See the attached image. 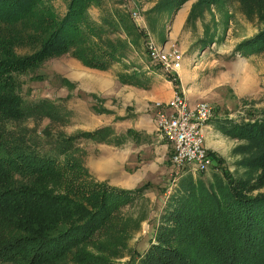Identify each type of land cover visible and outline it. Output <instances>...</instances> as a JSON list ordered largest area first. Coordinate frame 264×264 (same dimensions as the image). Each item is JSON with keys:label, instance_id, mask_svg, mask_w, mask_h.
I'll use <instances>...</instances> for the list:
<instances>
[{"label": "trees", "instance_id": "1", "mask_svg": "<svg viewBox=\"0 0 264 264\" xmlns=\"http://www.w3.org/2000/svg\"><path fill=\"white\" fill-rule=\"evenodd\" d=\"M46 1L0 0V264L88 262L90 256L80 259L76 249L148 186L123 190L95 183L80 143L109 142L110 130L67 135L52 124L62 120L55 102L22 98L19 78L36 74L51 59L69 55L87 68L105 71L124 49L115 44L103 48L89 39L96 27L84 20L95 0H67L63 15ZM186 1L179 0L178 6ZM254 1L241 0L247 13ZM116 18L112 27L127 28L128 18ZM82 22L85 30L79 27ZM241 49L264 50V30L243 41ZM142 77H121L120 83L143 88ZM29 120L32 127L24 128ZM45 120L50 123L41 128ZM218 129L251 140L257 155L244 165L258 184L264 182V122L228 121ZM216 177L208 184L194 182L191 174L182 178L168 204L175 205L166 208L163 219L177 222V242L183 246L172 248L157 235L140 264H264V195L251 196L258 185L244 178Z\"/></svg>", "mask_w": 264, "mask_h": 264}, {"label": "rangeland", "instance_id": "2", "mask_svg": "<svg viewBox=\"0 0 264 264\" xmlns=\"http://www.w3.org/2000/svg\"><path fill=\"white\" fill-rule=\"evenodd\" d=\"M66 1L46 2L63 15ZM178 2L179 0H95L84 20L89 26L96 27V34H90L89 39L91 37L92 43L103 48L115 44L124 49L111 62L106 73L99 74L98 70L91 68L84 70L87 79L81 86L96 90L103 83L100 88L106 89L112 81L120 82L121 77L131 75L143 76L145 83L156 84L162 78L169 80L161 68L150 61L148 48L153 45L164 53L178 51L182 54L183 61L176 75L179 77V72L188 103L204 101L214 110L209 122L212 130L206 134L210 141L207 150L213 158L212 166L203 174H192L188 168L176 170L171 154L170 160L166 162V173L160 178L150 176L153 185L148 183L144 192L120 205L110 217L108 226L96 232L86 243L80 244L76 249L77 256L82 259L88 254L93 258L92 261L89 258L88 262L81 264H140L150 246L156 243L157 235L168 246L181 248L183 245L177 242L179 234L175 232L177 222L163 219L166 208L169 210L175 205L173 202L168 206L178 191L180 181L184 180L179 177L178 172L192 174L194 182L198 180L204 184L211 183L216 176L222 175L228 179L244 178L252 185H258L251 190V196L264 195V182L258 184L256 174H247L244 165L252 156L257 155L256 150L251 149V140L226 135L218 129L220 124L228 121L239 124L264 122V50L241 49L243 41L264 30V0L254 1V6L251 5L253 10L249 8V13L245 11L247 8L242 6L241 0H187L180 6ZM132 13H136L134 18ZM117 14L128 18L127 28L124 25L111 26L117 24ZM101 20L107 23H102ZM83 22L79 27L85 30ZM70 59L73 58L69 55L51 59L36 74L19 79L22 82L21 96L24 101L49 99L55 102L60 107L62 120L52 124L67 135H75L78 132L73 129L74 126L69 129V118L75 124L79 121L76 114L80 111L85 120L88 105L102 102L104 97L101 95L106 92L82 93L83 98H79V90H69V82L65 79V83H62L61 77L68 74ZM175 86L179 90V78ZM70 94L72 100L68 101ZM49 123L43 121L41 128ZM32 124L33 121L29 120L22 126L30 129ZM64 128L67 130L64 131ZM126 148L119 150V156L125 155L123 150ZM101 149L105 153L100 152L96 156L97 159H104L103 164L100 163L101 173L104 174L111 165L114 150L110 147ZM135 149L137 148L133 147ZM93 150V147L87 148L89 153ZM86 158L87 154L85 160ZM149 167L153 172L154 167ZM90 176L97 184L114 187L109 181L98 180L92 174ZM205 260L207 262L209 258ZM72 261L68 259L65 264H74Z\"/></svg>", "mask_w": 264, "mask_h": 264}, {"label": "crops", "instance_id": "3", "mask_svg": "<svg viewBox=\"0 0 264 264\" xmlns=\"http://www.w3.org/2000/svg\"><path fill=\"white\" fill-rule=\"evenodd\" d=\"M68 64V74L63 75L61 78L64 83L66 80L69 82V90H79L77 97L83 98L82 93L106 92L105 95H101L104 97L102 102H94L88 105L89 109H87L85 120H83V113L79 111L76 114L79 121L74 124L70 117L68 123L70 124L69 129L71 130V126H74L73 129L77 132H94L99 128H108L110 130L109 142L83 139L80 143L81 148L87 154L84 163L90 174L95 175L98 180L109 181V183L113 184L112 186L123 190H134L143 186L144 183L153 185L150 176L160 178L161 175L166 173V162L170 160L173 152L171 145L155 129V103H167L172 98L176 86L167 79L162 78L156 84L147 82L146 87L143 88L112 81L109 84L110 87L106 89L100 88L103 83L96 90L95 88L90 89L81 86V84L86 83L87 79L84 70L90 68L83 66L74 59H70ZM109 69L104 72L98 71L99 74H103ZM178 76L180 83V87H178L184 94L185 90L180 82L179 72ZM71 100L72 95L68 101ZM68 109L72 110L70 106ZM209 122L204 128V146L207 149L210 147V141H208L206 134L212 130V125ZM65 130L67 129L64 128ZM90 147L94 148L91 153L87 151V148ZM107 147L114 150V155L110 159L111 165L107 173L103 174L101 173L102 166L100 163L103 164L104 159H97L96 154L105 153L101 148ZM122 147L127 148L123 150L126 153L121 157L119 156V150ZM133 147L139 150L135 151L137 149L133 150ZM107 163L109 162L107 161ZM150 165L154 167L153 172L150 170ZM103 175L104 177H102ZM178 175L183 178L190 174L178 172Z\"/></svg>", "mask_w": 264, "mask_h": 264}, {"label": "built area", "instance_id": "4", "mask_svg": "<svg viewBox=\"0 0 264 264\" xmlns=\"http://www.w3.org/2000/svg\"><path fill=\"white\" fill-rule=\"evenodd\" d=\"M131 15L134 18L136 13ZM148 57L170 77L171 83L177 82L182 54L176 50L164 53L150 45ZM155 108V129L171 145L176 170L188 168L192 174L205 173L212 166V157L204 146V128L213 118V107L204 101L190 104L180 90H175L167 103L157 102Z\"/></svg>", "mask_w": 264, "mask_h": 264}]
</instances>
